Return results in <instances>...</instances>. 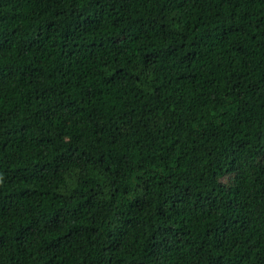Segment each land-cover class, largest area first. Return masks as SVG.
Wrapping results in <instances>:
<instances>
[{
	"label": "trees",
	"instance_id": "1",
	"mask_svg": "<svg viewBox=\"0 0 264 264\" xmlns=\"http://www.w3.org/2000/svg\"><path fill=\"white\" fill-rule=\"evenodd\" d=\"M0 264H264V0H0Z\"/></svg>",
	"mask_w": 264,
	"mask_h": 264
},
{
	"label": "snow or ice",
	"instance_id": "2",
	"mask_svg": "<svg viewBox=\"0 0 264 264\" xmlns=\"http://www.w3.org/2000/svg\"><path fill=\"white\" fill-rule=\"evenodd\" d=\"M229 180H230L229 177H225L224 182L227 183V182H229Z\"/></svg>",
	"mask_w": 264,
	"mask_h": 264
}]
</instances>
